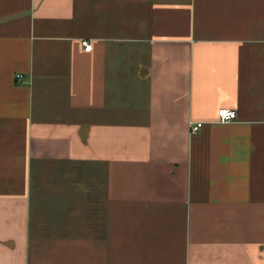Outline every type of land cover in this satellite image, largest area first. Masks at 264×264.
I'll return each mask as SVG.
<instances>
[{"label":"crops","instance_id":"1","mask_svg":"<svg viewBox=\"0 0 264 264\" xmlns=\"http://www.w3.org/2000/svg\"><path fill=\"white\" fill-rule=\"evenodd\" d=\"M0 264H264V0H0Z\"/></svg>","mask_w":264,"mask_h":264},{"label":"built area","instance_id":"2","mask_svg":"<svg viewBox=\"0 0 264 264\" xmlns=\"http://www.w3.org/2000/svg\"><path fill=\"white\" fill-rule=\"evenodd\" d=\"M83 44L87 49H91L93 46V43L91 41H83ZM23 78L22 74L17 75V80L21 82ZM238 118L237 111L235 109H230L227 107L220 108L218 111V122L220 123H230ZM204 125V122H191V131L193 133L199 131L201 127Z\"/></svg>","mask_w":264,"mask_h":264}]
</instances>
